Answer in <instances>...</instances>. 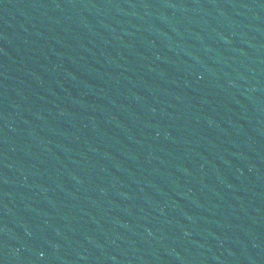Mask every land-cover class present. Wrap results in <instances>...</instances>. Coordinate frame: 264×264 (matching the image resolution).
I'll return each mask as SVG.
<instances>
[{
	"label": "water",
	"instance_id": "water-1",
	"mask_svg": "<svg viewBox=\"0 0 264 264\" xmlns=\"http://www.w3.org/2000/svg\"><path fill=\"white\" fill-rule=\"evenodd\" d=\"M0 264H239L96 0H0Z\"/></svg>",
	"mask_w": 264,
	"mask_h": 264
}]
</instances>
